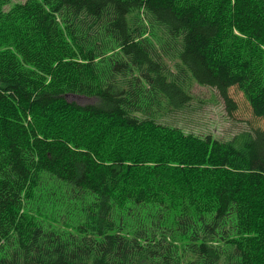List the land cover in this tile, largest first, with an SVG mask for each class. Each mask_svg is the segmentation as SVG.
Listing matches in <instances>:
<instances>
[{"label": "trees", "instance_id": "trees-1", "mask_svg": "<svg viewBox=\"0 0 264 264\" xmlns=\"http://www.w3.org/2000/svg\"><path fill=\"white\" fill-rule=\"evenodd\" d=\"M193 84L264 119V0H0V264H264V130L160 123Z\"/></svg>", "mask_w": 264, "mask_h": 264}, {"label": "rangeland", "instance_id": "rangeland-1", "mask_svg": "<svg viewBox=\"0 0 264 264\" xmlns=\"http://www.w3.org/2000/svg\"><path fill=\"white\" fill-rule=\"evenodd\" d=\"M19 1L23 0H11V4ZM191 95L192 100L182 111L165 115L159 119L160 123L178 127L185 133L211 135L221 141H228L237 133L251 130L253 127L264 130V119L253 122L243 97L236 89L230 90V95L237 105L232 114H228L222 98L213 88L193 84ZM65 97L69 102L81 105L94 103V99L89 97L73 94Z\"/></svg>", "mask_w": 264, "mask_h": 264}]
</instances>
